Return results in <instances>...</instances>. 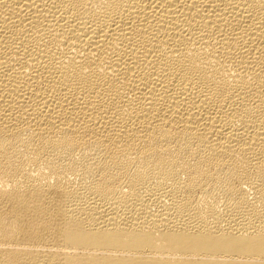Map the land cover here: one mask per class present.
Returning <instances> with one entry per match:
<instances>
[{"label": "bare ground", "instance_id": "1", "mask_svg": "<svg viewBox=\"0 0 264 264\" xmlns=\"http://www.w3.org/2000/svg\"><path fill=\"white\" fill-rule=\"evenodd\" d=\"M0 264H264V0H0Z\"/></svg>", "mask_w": 264, "mask_h": 264}]
</instances>
